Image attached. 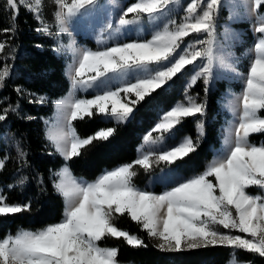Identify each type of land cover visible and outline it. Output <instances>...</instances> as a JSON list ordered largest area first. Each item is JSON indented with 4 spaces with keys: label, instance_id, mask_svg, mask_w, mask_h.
I'll return each mask as SVG.
<instances>
[{
    "label": "snow or ice",
    "instance_id": "1",
    "mask_svg": "<svg viewBox=\"0 0 264 264\" xmlns=\"http://www.w3.org/2000/svg\"><path fill=\"white\" fill-rule=\"evenodd\" d=\"M52 3L57 35L68 31L73 18L101 7L99 0ZM20 6L42 20V0H5L13 21ZM222 6L223 0H190L186 6L183 0H135L115 24L109 19L101 28L97 43L105 45L103 48L78 49L70 41L56 49H66L73 57L69 68L71 95L55 102L58 119L48 124L45 132V139L65 161L53 173V188L64 203L62 219L35 230L18 229L14 235L0 238V264H119L118 249L102 247L98 242L107 237L123 238L132 247L144 246V242L138 235L115 226L113 220L118 214H126L148 237L158 239L157 247L165 252L224 246L231 250L228 264H238L241 252L264 258V143L253 144L250 139L253 134H264V13L259 11L264 0H249L246 5L258 25L250 49L254 56L246 74H240L231 60L217 54L216 22ZM177 9L184 13L179 22ZM145 17L150 25H160L150 39L106 46L109 40L118 39L125 26L138 24ZM15 30L13 23L3 31ZM37 31L52 34L46 23ZM192 34L195 37L186 42ZM5 47L0 43V52ZM198 60L204 63L186 81L184 100L163 111L143 136L142 147L147 145L148 151L138 148L140 155L133 162L107 170L93 181L72 176L67 162L80 156L87 146L108 141L116 132V127H108L81 137L74 121L100 115L105 122L125 124L136 105L170 86L173 78L183 75L187 66H194ZM215 67L243 76L242 90L231 108L236 120L226 129L222 148L206 162L203 171L181 177L180 165L197 150L205 135L204 121L197 120L196 140L183 136L177 141L179 126L186 118L206 114V104L197 102L189 90L203 80L207 91ZM134 71L141 74L130 82L126 77ZM9 76L10 66L5 65L0 69V87ZM112 78L120 80L115 88L110 84ZM87 89H96L97 93L92 98L76 97L77 91ZM131 95L135 99L128 100ZM40 99L43 102L45 98ZM17 107L4 108L0 122ZM169 140L176 143L169 146ZM16 152L23 161L26 153L19 141ZM8 159L7 155L0 158V171ZM153 163H163L167 169L156 178L163 186L159 193L142 190L133 183L135 167L147 172ZM26 179L21 176L16 184L23 185ZM14 186L8 185L9 189ZM252 187L258 189V194L248 191ZM29 210L30 204H8L0 189V217ZM221 227L228 231L219 230Z\"/></svg>",
    "mask_w": 264,
    "mask_h": 264
},
{
    "label": "trees",
    "instance_id": "2",
    "mask_svg": "<svg viewBox=\"0 0 264 264\" xmlns=\"http://www.w3.org/2000/svg\"><path fill=\"white\" fill-rule=\"evenodd\" d=\"M263 10L264 6H261L259 11ZM12 15L5 9V0H0V43L6 44L3 52H0V69L5 65L10 66V76L0 87V114L9 105L18 106L16 112H9L6 121L0 122V158L9 156L0 171V189L7 197L8 204H30V210L0 217V238L9 233L14 235L18 229L35 230L59 222L64 211L63 200L53 188V173L65 161L45 139V130L54 113V100L64 95L68 88L64 76L65 61L55 54L52 38L37 31L40 24L32 12L20 6L15 21ZM13 23L16 26L14 33L3 31L11 28ZM87 45L94 47L91 42ZM189 74L190 66H187V71L173 78L170 86L163 91L157 90L147 102L136 105L134 114L125 124L117 126L105 122L100 115L74 121V127L81 137L108 127H116V132L108 141L87 146L80 156L67 162L73 177L93 181L103 171L133 162L137 157L141 134L151 127L159 111L184 100V85ZM225 89L224 82L216 81L205 91L203 80H199L189 90L197 102L206 104V114L201 118L205 135L200 139L197 150L180 165L179 170L186 177L203 171L206 162L212 158L213 150L220 144L223 114L218 99ZM41 97L45 98L43 102ZM127 99H135V96ZM197 120V116L186 118L179 126L177 137L190 136L195 141ZM250 139L254 144L264 143V134H253ZM17 141L26 153L23 161L16 152ZM161 169H165L163 163H153L147 172L136 166L134 170L137 175L133 177V183L143 186L150 176ZM21 176L27 178L26 182L17 185L16 180ZM10 184L15 186L9 189ZM153 190L160 192L161 188L156 186ZM252 192L257 193L255 189ZM113 223L121 230L138 235L144 242L141 247L129 246L123 238L107 237L98 242L102 247L118 249L119 264H227L232 259L231 250L224 246L165 252L126 214H118ZM239 263L264 264V258L241 252Z\"/></svg>",
    "mask_w": 264,
    "mask_h": 264
},
{
    "label": "rangeland",
    "instance_id": "3",
    "mask_svg": "<svg viewBox=\"0 0 264 264\" xmlns=\"http://www.w3.org/2000/svg\"><path fill=\"white\" fill-rule=\"evenodd\" d=\"M134 2L135 0H99L101 7L96 8L95 10H92L83 16L73 18V20L70 21V23L67 26L68 31L66 33H61L57 35V30L55 28L54 18H53L54 5L52 3V0H42V12H41L42 20H38V19L37 20L40 24V28L42 27L43 23H46L50 26V31L52 34L48 36H50L54 42L55 54L57 56L62 57L65 61L64 76L67 79V83H68V88L65 94L59 97L58 99L54 100V113L51 119L46 124V130L48 124L55 123L58 119L55 102L71 95L70 92L71 80L69 75V68L73 63V57L71 52L67 51L66 49L61 48L59 51H57L56 49L60 48L61 45H68L70 41L74 42V46L78 49L87 48V49L97 50L98 48H103L105 45H100L97 43V38L100 35L101 28L108 22L109 19L112 20V22L115 24V22L118 21L122 12L126 9V7ZM188 2H190V0H183V5L186 6ZM248 3L249 0H223V6L219 10L218 19L216 22L217 54L224 56L226 60H231V62L235 64V67L240 74H246L249 61L254 56V53L251 52L250 49L253 48L254 42L257 38V34L254 32V28L258 25L255 16L252 13H250L248 11V8L246 7ZM260 12L264 13V10ZM183 15H184L183 11L177 9L176 19L178 22H179V18L182 17ZM128 18H131V14H129ZM158 26L160 25L159 24L150 25L147 21V18L145 17V19L138 24L125 26V28L121 29V33L119 34L118 39L109 40L106 46H113L114 43H119V42H131L133 40L150 39L151 33L155 30V27ZM194 37L195 34H192L191 37H186L185 41L189 42ZM200 38L203 37L201 36ZM90 42L94 44L93 48L87 45L90 44ZM203 63L204 61L198 60L194 66L189 65L190 66L189 77L196 70H198ZM140 74L141 73L134 71L130 73L129 76L126 77V79H128L130 82H135V77ZM216 81L224 82L226 84V89L222 92V94L218 99L219 109L223 114V123L220 126V144L216 149L213 150V155L217 152V150L222 148L226 129H228L230 125L236 120V117L233 115L231 108L234 106V98L238 96L242 90L243 76L229 73L225 69L220 67H215L214 78L212 79L208 87L214 86ZM119 83L120 80L118 78H112L110 81V84L113 88L118 86ZM96 93H97L96 89H87V90L77 91L75 95L77 98H92ZM172 106H170L169 108H171ZM163 111L165 110L159 111L151 127L146 132L141 134V141L137 146V149L141 148L142 151L149 150V147L147 145H144L142 147L143 144L142 138L145 134L149 132L150 129L154 127L155 123L157 122L158 116L161 115ZM197 117L199 120H201L202 118V116H200L199 114H197ZM154 135H158V133H154ZM181 137L183 136L177 137V141ZM175 143L176 141H172V140L168 141L169 146ZM259 144L261 143L259 142L257 145ZM138 155H140V153H138L137 151V156ZM63 166H61L60 169ZM166 171H167L166 168L161 169L159 172L150 176L143 186H137V187L142 190L156 192L153 189L156 186H159L161 188L160 192L163 191V186L156 180V178L161 176ZM104 172L105 171H103L102 173ZM179 175L181 177H186L182 172H180V170H179ZM76 179L83 180L78 178ZM253 189H255L257 191L256 194H258V189H256L255 187L250 188L251 191L249 192L251 194H254L252 192ZM219 230L225 232L228 231L222 229V227ZM233 234H238V233L234 232ZM155 241L156 244L158 245L159 240L155 239ZM238 264H242V263L238 262Z\"/></svg>",
    "mask_w": 264,
    "mask_h": 264
}]
</instances>
